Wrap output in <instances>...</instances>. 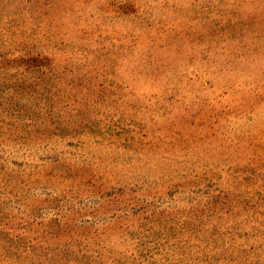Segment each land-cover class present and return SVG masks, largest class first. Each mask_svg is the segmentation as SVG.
Here are the masks:
<instances>
[{"label": "rangeland", "instance_id": "374dc122", "mask_svg": "<svg viewBox=\"0 0 264 264\" xmlns=\"http://www.w3.org/2000/svg\"><path fill=\"white\" fill-rule=\"evenodd\" d=\"M0 264H264V0H0Z\"/></svg>", "mask_w": 264, "mask_h": 264}]
</instances>
